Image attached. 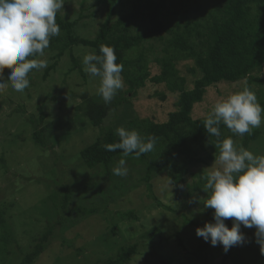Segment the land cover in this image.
<instances>
[{"label":"rangeland","instance_id":"374dc122","mask_svg":"<svg viewBox=\"0 0 264 264\" xmlns=\"http://www.w3.org/2000/svg\"><path fill=\"white\" fill-rule=\"evenodd\" d=\"M105 10L95 0H64L58 13L67 20H77L75 34L91 39L100 29ZM126 10L127 7H119L118 15ZM150 43L154 50L148 57L154 62L163 56L164 44L160 40ZM139 50L133 49L131 56ZM90 52L94 50L82 45L67 50L46 79L43 78L46 68L32 70L28 75L30 86L23 92L12 89L6 80L9 69H4L8 87L0 90V219L4 220H0V264H18L34 240L61 217L52 242L34 264H102L120 246L134 242H138L137 253L128 264H264L255 228L243 225V244L232 246L227 253L222 245L212 246L210 242L205 251L199 250L204 239L196 235V229L214 222L210 208L204 204L210 190L194 187L199 181L205 186L207 172L218 166L215 159L219 155L208 142L197 150L202 157H215L191 165L181 191L171 181L169 170L153 174V191L162 205L149 196L143 181L146 164L134 156L124 158L128 174L123 177L112 171L122 156L111 164L109 175L103 166L89 168L82 162L81 150L99 136L100 127L96 123L99 118L102 126L114 130L124 127L142 135L139 126H130L131 121L144 118L165 121L169 112L175 110L178 96L177 91L152 82L128 93L122 75L124 87L105 104L97 94L99 77L83 71V56ZM56 53L57 49L45 50L42 59L47 60L48 66ZM71 55L78 59L82 72L73 69ZM177 67L180 76L187 79V87L192 88L193 79L199 76L193 60L181 58ZM158 71V67L153 68L152 73ZM253 75L264 80V66ZM246 81L208 87L204 100L195 105L193 116L207 117L218 100L242 90ZM252 88L257 99L264 95V83L253 82ZM125 97L127 101L123 103ZM37 125L47 141L45 147L35 141ZM259 129L261 136L247 150L264 155V122ZM243 140L239 135L233 138L237 147L242 146ZM64 184L73 186L71 205L95 208L97 212L87 216L79 212L58 213L51 196ZM128 211L135 217L122 218L120 213ZM187 219L196 225L187 223ZM226 224L231 228L232 219ZM153 228H159V232L145 237ZM4 247L10 255H4Z\"/></svg>","mask_w":264,"mask_h":264},{"label":"trees","instance_id":"16d2710c","mask_svg":"<svg viewBox=\"0 0 264 264\" xmlns=\"http://www.w3.org/2000/svg\"><path fill=\"white\" fill-rule=\"evenodd\" d=\"M95 2L105 7L106 12L99 31L91 39L75 34L77 20H67L57 12L56 23L61 31L59 36L51 38L49 45V48L57 49V53L53 63L45 69L43 78L50 76L59 59L74 46L90 47L99 54L100 45L104 44L114 48L116 62L123 65L121 75L125 77L128 93H135L147 82L164 84L171 91L178 92L176 108L169 112L165 121L144 118L141 121L133 119L130 124L140 127L142 137L157 138L154 149L142 154L138 159L146 164L143 181L149 196L162 205L154 194L151 183L155 172L169 170L170 179L179 192L191 165L215 157L213 155L202 157L197 150L198 147L208 142L216 155H219V149L215 148L216 143L227 137L233 139L235 136L223 124L219 126L221 131L219 138L209 136L203 125L206 117L193 116L195 105L204 100L208 87L221 82L246 79V86L252 91L253 82L260 85L264 83L263 79L253 75L264 66V0H95ZM119 7H127V10L118 15ZM157 40L163 41L164 54L153 62L148 57V53L154 50V45L150 41ZM146 43H149V46ZM138 47L139 53L131 56V51ZM71 56L74 61L73 69L82 72L78 59ZM179 57L191 58L199 71V76L193 79L192 88L187 87V79L179 74L177 67L181 59ZM157 67L159 71L153 74V68ZM192 72L195 74V69H192ZM125 101L126 97L123 103ZM258 102L264 107V95ZM101 120L99 118L96 121L100 127L99 136L95 142L81 150L80 158L89 168L103 166L109 175L111 164L123 154L119 149L116 151L105 149L106 144L118 142L119 137L111 126H102ZM37 126L34 133L35 141L45 147L47 141L42 135L40 125ZM261 134L262 130L259 128L253 129L251 134L245 133L242 146L247 149ZM194 187L202 189L205 187L204 182L199 181ZM72 196L71 184H64L53 193L51 197L58 213L79 212L87 216L97 212L95 208L71 205ZM210 210L209 215L213 220L214 209ZM120 215L122 218L135 217L131 211L122 212ZM58 220L60 221L56 223L57 225L61 224L63 217ZM186 222L196 225L188 219ZM227 222L228 220L225 221ZM56 224H49L45 228L34 240L32 247L22 254L18 264L37 262L52 242ZM158 232L159 228H153L144 236L152 237ZM207 246L208 242L204 240L199 250L203 252ZM137 249L138 242L122 245L114 256L108 257L102 264H128L137 253ZM3 252L5 256L10 255V251L5 247Z\"/></svg>","mask_w":264,"mask_h":264},{"label":"clouds","instance_id":"9594fccd","mask_svg":"<svg viewBox=\"0 0 264 264\" xmlns=\"http://www.w3.org/2000/svg\"><path fill=\"white\" fill-rule=\"evenodd\" d=\"M64 0H0V90L10 82L16 92L30 86L28 78L32 70L47 68L45 50L52 37L60 35L56 15L63 8ZM113 47L100 45L99 54L83 56V71L99 77L97 94L105 104L110 103L117 91L124 87L121 75L123 65L116 62ZM9 69L4 79V69ZM264 122V107L256 94L247 86L242 90L218 100L204 120L209 136H221L220 125L226 126L234 135L251 134ZM119 141L106 144L107 151L122 150V158L113 168L116 176H126L125 157L151 152L157 142L155 136L142 137L136 130L124 127L116 129ZM215 148L219 156L217 167L206 174V208L214 209V222H206L196 229V235L212 246L222 245L225 253L232 246L245 242L241 226L255 228L256 242L264 254V155H255L243 146L237 147L231 137L218 141ZM232 219L229 228L226 220Z\"/></svg>","mask_w":264,"mask_h":264}]
</instances>
